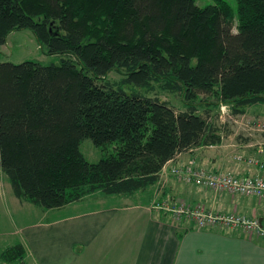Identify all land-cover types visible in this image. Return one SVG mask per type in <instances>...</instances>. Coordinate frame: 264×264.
<instances>
[{
    "label": "trees",
    "instance_id": "obj_1",
    "mask_svg": "<svg viewBox=\"0 0 264 264\" xmlns=\"http://www.w3.org/2000/svg\"><path fill=\"white\" fill-rule=\"evenodd\" d=\"M236 3L0 0V46L30 29L60 55L0 61V171L13 194L45 208L97 192L134 197L179 154L220 144L232 132L223 106L239 116L264 105V0ZM157 86L183 108L152 95ZM87 137L114 148L89 161ZM25 253L17 241L0 260L25 264Z\"/></svg>",
    "mask_w": 264,
    "mask_h": 264
},
{
    "label": "crops",
    "instance_id": "obj_2",
    "mask_svg": "<svg viewBox=\"0 0 264 264\" xmlns=\"http://www.w3.org/2000/svg\"><path fill=\"white\" fill-rule=\"evenodd\" d=\"M246 113L239 116L230 115V117L238 121V117H245ZM252 114L250 121L256 122L258 118L263 119L261 122L264 121V112ZM234 130L224 135L220 144L181 153L177 159L167 162L157 184L164 182L163 175L169 172L167 168L191 159L197 166L211 171L264 176V141L261 142L254 133L244 134ZM172 187L174 186L166 187L161 196L170 195L172 192L169 189ZM174 192L185 196L190 202L201 203L208 211L258 217L264 224V198L232 194L227 191L215 192L185 181L180 182ZM147 193L140 192L134 197H119L122 201L116 205L110 204L97 210L86 211L83 215H74V217L88 216L89 222L85 224L87 238L90 232L93 234L91 231L93 222L97 223V226H102L104 220L114 221L113 219L118 218L119 215L132 219L130 239L125 243L126 251H118L117 255L90 256L86 258L85 264H103V261L106 264H264V237L248 234L240 228L199 226L193 220L190 224H186L181 219L177 223L171 213L163 207L151 206L153 196ZM14 197L15 200L18 199L15 195ZM96 215L103 216V221L95 218ZM108 222L106 221L104 225ZM112 225L110 237L118 239L117 219ZM59 234L57 231L56 235ZM93 241L94 237H90L87 246H91ZM115 247L117 248V245ZM68 250L71 252L69 264H74L73 262L77 261L80 255L72 252L70 246ZM43 258H49L58 264L56 263L58 258L53 253ZM0 264H3L1 260Z\"/></svg>",
    "mask_w": 264,
    "mask_h": 264
},
{
    "label": "rangeland",
    "instance_id": "obj_3",
    "mask_svg": "<svg viewBox=\"0 0 264 264\" xmlns=\"http://www.w3.org/2000/svg\"><path fill=\"white\" fill-rule=\"evenodd\" d=\"M229 1L233 8L236 9V0ZM213 2L214 0H196V3L200 6ZM27 59L40 60L43 63H58L60 55L46 53L30 29L13 30L9 33L6 43L0 46V61L18 63ZM121 76L122 74L118 72H111L109 78L118 81ZM126 89L128 90L129 88L126 87ZM151 94L157 95L179 108H183L180 96L175 93L163 91L157 86L151 91ZM256 112H264V105L254 104L249 106L245 117L240 116L238 121H235L234 117H230L231 113H228L227 107L223 106L219 121L226 124V130L229 129L233 132L236 129L239 133H254L263 142L264 131L261 129V120L263 119L260 120L258 118L259 120L257 119L258 121L256 122L250 121L252 120L250 116ZM113 148L112 144L107 145L105 148L100 147L90 137L84 138L80 144L82 153L89 161H97L102 155L111 152ZM180 164L178 162L175 166L179 167L181 166ZM172 167L167 168L171 174L169 172L164 173V182L156 184L147 190V194H152L153 196L150 204H153L156 208L163 207V209L168 210L177 223L181 219L186 224H190L192 220L197 224L199 221L195 215L191 214L187 209L180 210L183 203L191 206H184L186 208H194L195 203L188 201L185 196L174 192L183 180L172 173ZM167 174H170V177L166 176ZM170 186L175 187H172V190L169 189L172 193L161 196L166 187L169 188ZM14 198L7 177L0 171V249L17 241L23 242L26 247L25 264H55V261L43 258L49 253L55 254L58 258L56 263L69 264L71 260L69 256L71 252L68 250L69 246L72 252L80 255L79 259L73 262L74 264H85L86 258L90 256L94 257L100 254L117 255L116 252H124L127 249L125 243L130 239L131 218L127 219L124 215H119L116 218L117 223H119L118 232H116L118 233L119 241L110 237L113 227L112 222L115 223L116 219H113L114 221L107 219L103 221V216L96 215L95 218L103 221L102 226H97L98 224L93 222L91 224L93 234L90 232L87 238L85 233L87 232V227L85 228V224L89 222L88 216L74 217V215L78 214L83 215L86 211L120 203L122 199L117 195H107L102 192L92 193L61 208H45L31 202L15 200ZM249 218L258 217L249 216ZM106 221L109 222L104 225ZM57 228L60 229L57 230ZM57 231L60 233L58 236L56 235ZM90 237H94V241L91 246H87ZM116 245L117 248L115 247ZM103 264H106V262L103 261Z\"/></svg>",
    "mask_w": 264,
    "mask_h": 264
},
{
    "label": "built area",
    "instance_id": "obj_4",
    "mask_svg": "<svg viewBox=\"0 0 264 264\" xmlns=\"http://www.w3.org/2000/svg\"><path fill=\"white\" fill-rule=\"evenodd\" d=\"M261 129L264 131V121L261 122ZM194 161L188 160L181 166H173L171 171L183 181L202 186L215 192L227 191L232 194L253 195L264 198V176L236 175L222 171H210L206 168L194 165ZM187 204L182 205L180 210L187 209L198 219L199 226H214L221 228H240L251 235L264 237V224L259 218H249L240 213L208 212L201 203L195 204L194 208H188ZM207 211V212H206Z\"/></svg>",
    "mask_w": 264,
    "mask_h": 264
}]
</instances>
